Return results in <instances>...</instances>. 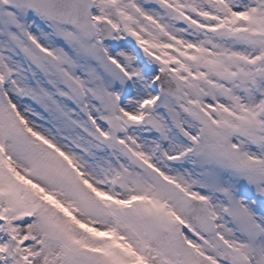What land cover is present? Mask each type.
<instances>
[{
    "label": "snow or ice",
    "instance_id": "6c2138e0",
    "mask_svg": "<svg viewBox=\"0 0 264 264\" xmlns=\"http://www.w3.org/2000/svg\"><path fill=\"white\" fill-rule=\"evenodd\" d=\"M0 264H264V0H0Z\"/></svg>",
    "mask_w": 264,
    "mask_h": 264
}]
</instances>
